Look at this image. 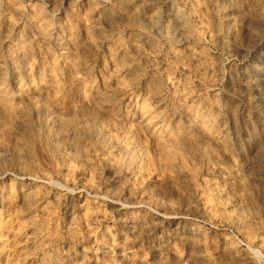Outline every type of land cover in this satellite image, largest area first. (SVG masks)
I'll use <instances>...</instances> for the list:
<instances>
[{"label": "rangeland", "instance_id": "1", "mask_svg": "<svg viewBox=\"0 0 264 264\" xmlns=\"http://www.w3.org/2000/svg\"><path fill=\"white\" fill-rule=\"evenodd\" d=\"M0 264H264V0H0Z\"/></svg>", "mask_w": 264, "mask_h": 264}, {"label": "bare ground", "instance_id": "2", "mask_svg": "<svg viewBox=\"0 0 264 264\" xmlns=\"http://www.w3.org/2000/svg\"><path fill=\"white\" fill-rule=\"evenodd\" d=\"M196 3H197V2H196ZM197 19H198V18H197ZM185 96H186V94H185ZM186 98H187V97H186ZM183 99H184V98H183ZM187 99H188V98H187ZM76 110H77V109H76ZM197 113H198V112H197ZM197 113H196V114H197ZM201 114H203V113H201ZM203 124H204V123H203ZM111 125H112V124H111ZM204 129H205V128H204ZM208 130H209V128H208ZM212 132H213V131H212ZM217 134H218V133H217ZM209 135H210L211 137L214 136V135L212 136V134H210V133H209ZM117 143L121 145V143H120L118 140H117ZM121 146H122V145H121ZM125 148H126V147H125ZM120 149H121V148H120ZM123 150H124V149H123ZM103 160H104V162H106V163H108V164L110 163L109 158H104ZM216 191H217V190H216ZM217 193H218V191H217ZM221 193H222V191H221ZM228 215H229V214H228ZM235 217H236V216H235ZM227 221H229V222L232 223L233 221H235V218L233 219V217H232L231 214H230V215L228 216ZM236 223H237V222H236ZM234 224H235V222H234ZM254 253L257 254V255H261L260 252H259L257 249L254 250Z\"/></svg>", "mask_w": 264, "mask_h": 264}]
</instances>
